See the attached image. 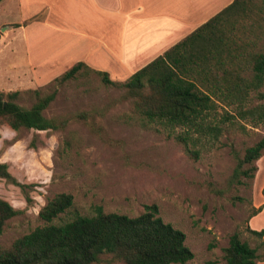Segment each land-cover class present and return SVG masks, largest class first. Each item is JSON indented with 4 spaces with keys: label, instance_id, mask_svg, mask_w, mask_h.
I'll use <instances>...</instances> for the list:
<instances>
[{
    "label": "rangeland",
    "instance_id": "374dc122",
    "mask_svg": "<svg viewBox=\"0 0 264 264\" xmlns=\"http://www.w3.org/2000/svg\"><path fill=\"white\" fill-rule=\"evenodd\" d=\"M246 8L232 33H249L255 43L251 50H263L264 0H248ZM24 10L16 0L0 3V91H17L15 101L22 107L53 92L43 115L59 126L12 130L0 125V162L13 179L0 177V198L16 210L2 226L0 248L43 225L38 210L54 194L65 192L72 204L52 223L91 215L96 205L104 212L135 216L144 204L154 203L161 219L184 233L192 257L182 264H225L222 249L233 232L256 248L257 262L263 261L264 240L248 229L264 228V212L252 214L264 203V150L251 163V176H234L233 171L244 149L264 135V123L237 118L217 122V132L187 139L186 146L197 151L192 157L175 138L182 128L147 122L123 97L124 88L117 83L128 76L107 73L116 84L104 85L84 61L62 51L49 54L48 28L21 29L41 20L46 8L26 18ZM77 61L90 70L81 67L74 77L55 80ZM259 91L264 92V85ZM261 102L252 94L249 105ZM217 111L223 114L220 107ZM249 166L244 163L241 169ZM90 264L121 260L103 252Z\"/></svg>",
    "mask_w": 264,
    "mask_h": 264
},
{
    "label": "trees",
    "instance_id": "16d2710c",
    "mask_svg": "<svg viewBox=\"0 0 264 264\" xmlns=\"http://www.w3.org/2000/svg\"><path fill=\"white\" fill-rule=\"evenodd\" d=\"M247 1L232 0L161 55L117 83L124 88L123 97L131 100L133 109L147 122L169 129L182 128L175 138L192 157L197 156V151L186 146L187 139L192 134L217 132V122L237 118L253 125L264 123V102L249 105L252 94L264 99V92L259 91L264 85V49L251 50L255 43L249 33L242 31L240 37L232 33L237 17L248 12ZM81 67L89 69L77 61L55 80L72 78ZM94 72L104 85L116 84L105 71ZM17 94L0 91V125L12 130H48L59 126L43 115L53 92L37 96L28 107L15 101ZM218 107L223 114H218ZM227 107L232 113L223 109ZM263 150L264 135L244 149L233 175L251 176L249 172L255 170L251 163ZM244 163L250 166L241 169ZM0 177L13 181L3 162ZM71 204L72 196L65 192L46 200L38 210V217L45 223L0 248V264H90L103 252L111 253L121 264H182L192 257L184 244V233L164 222L154 203L144 204L135 216L104 212L96 205L91 215L51 222ZM259 210L260 207L256 208L252 214ZM15 213L11 204L0 198V232L4 222ZM248 231L264 240V229ZM222 257L225 264H257L258 258L256 248L241 240L237 232L228 236Z\"/></svg>",
    "mask_w": 264,
    "mask_h": 264
},
{
    "label": "crops",
    "instance_id": "0c3cea01",
    "mask_svg": "<svg viewBox=\"0 0 264 264\" xmlns=\"http://www.w3.org/2000/svg\"><path fill=\"white\" fill-rule=\"evenodd\" d=\"M16 1L21 9H26L22 12L23 18L46 8L41 20L21 29L25 32L36 26L48 28L49 54L62 51L96 70L127 77L232 0ZM69 8L72 11L68 16L66 9ZM262 212L264 203L256 214ZM263 263L264 260L257 262Z\"/></svg>",
    "mask_w": 264,
    "mask_h": 264
}]
</instances>
